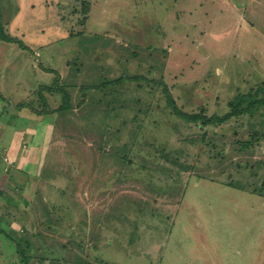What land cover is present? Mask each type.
I'll return each instance as SVG.
<instances>
[{
	"label": "rangeland",
	"instance_id": "1",
	"mask_svg": "<svg viewBox=\"0 0 264 264\" xmlns=\"http://www.w3.org/2000/svg\"><path fill=\"white\" fill-rule=\"evenodd\" d=\"M0 16L23 46L0 41V264H264V105L202 127L163 93L220 118L262 100L264 0H0ZM52 70L72 112L37 94ZM121 76L143 79L79 93Z\"/></svg>",
	"mask_w": 264,
	"mask_h": 264
},
{
	"label": "trees",
	"instance_id": "2",
	"mask_svg": "<svg viewBox=\"0 0 264 264\" xmlns=\"http://www.w3.org/2000/svg\"><path fill=\"white\" fill-rule=\"evenodd\" d=\"M0 22H1V16H0ZM0 41L5 42V43H15L18 44L21 48H23L22 44H20V42L18 40H13L10 38H7L3 35L2 32V26L0 23ZM100 41V40H98ZM88 53V52H87ZM94 53V52H92ZM52 74H54V80L52 82V84L50 86H42L41 89L37 92L38 96L40 97V100H42L43 104H45V100L42 98V92H46L48 94H59L61 96V102L59 104V106L57 107V109H55L54 113H58V114H65V113H69L70 111L72 112L73 107H72V99L70 96V92H68V87L71 86V84H68V80H64L61 79L60 80V75H58L55 71H51ZM142 77H130V76H121L117 79L111 80V81H106V82H101L100 84L96 85V86H91L87 89H80L79 93H81V95H88V93H90V95H94L93 92L96 91H103L106 88H108L111 85H116V84H121L125 81H139L142 80ZM83 92V93H82ZM163 93H164V98H165V107L168 111H170L174 116H176L177 118H181L185 121L191 122V123H197L199 122V124L202 127H205L207 125L210 124H220L223 122L228 121L231 118H235V117H239L241 115H245V114H251L253 109L255 108V106L257 105H264V98L262 100L259 99H255L254 97L256 95H258V92H254L253 94H251L250 92L242 95L239 94L238 96L235 97V99L230 102L228 104L229 108H230V112H228L227 114H225L224 116L220 117H206L205 115L201 114H186L185 112H182L181 110H179L177 108V106L175 105L170 93L168 92L166 87H163ZM85 100L81 99L80 100V104L82 106V104L84 105ZM20 256L23 258L22 262L25 263L26 259H25V255L24 253L18 249L17 251ZM26 264V263H25Z\"/></svg>",
	"mask_w": 264,
	"mask_h": 264
},
{
	"label": "crops",
	"instance_id": "3",
	"mask_svg": "<svg viewBox=\"0 0 264 264\" xmlns=\"http://www.w3.org/2000/svg\"><path fill=\"white\" fill-rule=\"evenodd\" d=\"M7 127L10 128L11 126L9 125V123L7 124ZM32 136V135H31ZM31 140H33V138H31ZM27 166V163L25 164Z\"/></svg>",
	"mask_w": 264,
	"mask_h": 264
}]
</instances>
